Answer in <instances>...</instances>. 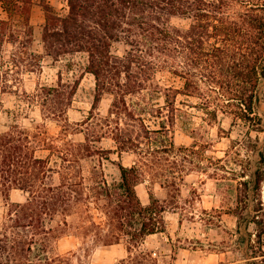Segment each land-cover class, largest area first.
I'll return each instance as SVG.
<instances>
[{
	"label": "trees",
	"instance_id": "16d2710c",
	"mask_svg": "<svg viewBox=\"0 0 264 264\" xmlns=\"http://www.w3.org/2000/svg\"><path fill=\"white\" fill-rule=\"evenodd\" d=\"M0 1L10 16L24 17L25 27L13 28L10 21L0 19L1 78L4 74L10 76L9 64L20 68L19 50H27L31 43L34 0ZM66 1L68 11L64 15L44 3V54L30 53L34 63L27 70L35 72L46 56L59 60L85 53L87 71L96 79L95 100L99 102L108 94L112 105L108 116L93 125V130L82 131L84 140L76 141L66 134L65 146L47 145L42 126L30 129L19 119L7 130L0 129V194L10 199L12 191L20 190L27 196L25 202L9 205L0 229V264H58L62 258L51 255L53 244L67 230V217L82 205L99 218L92 223L96 240L105 246L125 241L130 260L140 256L134 254V248L148 237L165 233L166 202L151 195L150 204L144 205L137 187L152 169L146 161L147 151L160 150L147 142L155 134L168 131L169 124L152 129L144 114L165 115L173 125L180 95L203 94L205 83L228 104L238 106L231 112L236 119L254 122L257 130L264 132V0ZM177 17L189 19L190 25H173ZM117 42L127 46L123 55L113 52ZM7 43L19 46L18 52L8 58ZM165 72L181 78L183 88L163 83ZM76 90L77 83L41 87L29 98V106H42L47 118H60L67 113ZM161 97L165 105L148 102ZM134 99H142L145 104L140 112L131 103ZM218 113L213 111L215 120ZM21 115L19 111L16 118ZM105 127L120 155L134 152L142 157L132 166L120 165V178L113 181L102 166L94 167L86 176L82 164L83 159L102 152L93 146L92 138ZM144 144L149 148L145 149ZM39 150H49L50 154L39 156ZM255 151L257 163L244 175L234 211L244 264L264 263V140L257 139ZM252 225L257 227V240ZM127 262L124 259L122 264Z\"/></svg>",
	"mask_w": 264,
	"mask_h": 264
},
{
	"label": "rangeland",
	"instance_id": "374dc122",
	"mask_svg": "<svg viewBox=\"0 0 264 264\" xmlns=\"http://www.w3.org/2000/svg\"><path fill=\"white\" fill-rule=\"evenodd\" d=\"M47 2L59 14L64 15L68 11L66 0H34L30 13L33 27L31 43L27 50L23 47L19 50L20 68L11 63L10 76L4 74L0 78V129L7 130L19 119L21 125L30 129L34 125L42 126L47 145L65 146L66 134L69 133L68 137L76 141L84 140L82 131L93 130L100 119L108 116L112 97L106 94L99 102L95 100L96 79L87 71L88 56L85 53L69 54L59 60L46 56L35 72L27 70L34 63L30 53L44 54L42 36L46 14L43 5ZM23 18L20 14L10 16L0 1V19L10 21L13 28L22 26L25 30ZM190 23L186 18L172 20V24L178 27H188ZM23 36L26 37L25 34ZM18 47L7 43V58L14 56L13 52ZM126 48L124 42H117L113 52L123 55ZM161 77L166 85L184 86L181 78L169 72ZM61 83L72 86L77 83L76 93L70 98L64 116L47 118L44 107L29 106V98L41 87H58ZM209 88L204 83L203 94L178 97L179 110L173 125L165 115L144 114L152 129L159 130L163 123L169 124L168 131L155 134L147 142L160 150L147 151L146 161L152 169H148L145 181L137 187L144 205L150 204L151 195L166 202V232L148 237L144 244L134 248V254L140 256L130 260L125 241L105 246L96 240L92 223L99 218L88 213L85 206H78L67 217V230L53 244L51 255L62 258L58 264H122L124 259L127 264H244L236 234L238 218L234 211L244 175L257 163L255 145L257 139L264 140V132L258 131L254 122L236 119L231 112L237 111L238 106L228 104L218 91ZM140 100H130L138 112L144 104ZM148 102L166 104L164 97L148 99ZM215 110L219 111L217 120L213 118ZM19 111L22 115L16 118ZM261 112L264 117V103ZM104 129L92 138L93 146L102 152L93 158L83 159L82 164L86 176L94 167L102 166L107 178L113 181L120 178V165L132 166L142 157L134 152L120 155L111 134L106 132V127ZM147 145H143L145 149L149 148ZM49 154V150L38 151L42 157ZM262 169L264 171V165ZM26 197L20 190L12 191L10 199L0 194V229L8 216L10 203L25 202ZM256 230L257 227L252 225L251 232L257 240Z\"/></svg>",
	"mask_w": 264,
	"mask_h": 264
},
{
	"label": "crops",
	"instance_id": "0c3cea01",
	"mask_svg": "<svg viewBox=\"0 0 264 264\" xmlns=\"http://www.w3.org/2000/svg\"><path fill=\"white\" fill-rule=\"evenodd\" d=\"M46 19V18H45Z\"/></svg>",
	"mask_w": 264,
	"mask_h": 264
}]
</instances>
